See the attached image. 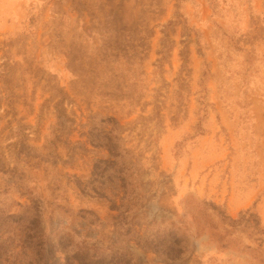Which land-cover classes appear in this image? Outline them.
<instances>
[{"label":"rangeland","instance_id":"obj_1","mask_svg":"<svg viewBox=\"0 0 264 264\" xmlns=\"http://www.w3.org/2000/svg\"><path fill=\"white\" fill-rule=\"evenodd\" d=\"M0 264H264V0H0Z\"/></svg>","mask_w":264,"mask_h":264}]
</instances>
